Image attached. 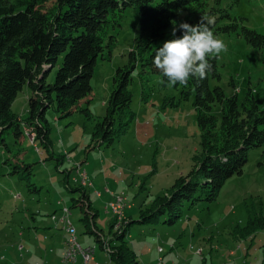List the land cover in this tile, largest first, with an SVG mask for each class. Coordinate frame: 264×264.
<instances>
[{
  "label": "rangeland",
  "instance_id": "rangeland-1",
  "mask_svg": "<svg viewBox=\"0 0 264 264\" xmlns=\"http://www.w3.org/2000/svg\"><path fill=\"white\" fill-rule=\"evenodd\" d=\"M231 15L244 18L247 27L264 35V0H241ZM122 25L111 59L98 60L90 102L81 104L90 109L92 118L82 110L62 118L55 108L48 109L47 143L34 140L23 123L20 140L14 128L6 130L0 146V264H44L58 255L66 233L53 216L59 219L66 206L79 242L96 247V261L91 264H113L109 246L102 247L91 231L96 230L106 244L113 242L114 231L122 228H112L113 216L106 207L122 193L129 197L131 207L125 214L133 222L123 240L137 253L140 264H161V259L163 264H264V228L244 234L250 221L264 219V146L250 150L243 174L229 179L217 200L199 201L192 208L187 204L175 225L134 222L141 209L194 169L202 137L194 100L178 107L165 105L167 97L179 100L180 91L163 87L160 77L152 76L154 92L145 103L137 71L131 86L136 117L130 131L112 146L94 138L96 125L106 115L117 69L127 64L140 36L139 10L128 9ZM217 36L226 48L218 55L222 78L211 85H220L227 96L237 93L241 100L252 88L264 105V52L237 34ZM57 71L58 67L51 72L49 82L55 81ZM31 96L26 85L13 104L21 120L29 116ZM214 113L221 116L219 106ZM17 162L32 165L29 180L12 173ZM79 168L92 187L77 182L82 180ZM88 203L97 213L90 226L82 221Z\"/></svg>",
  "mask_w": 264,
  "mask_h": 264
},
{
  "label": "trees",
  "instance_id": "trees-1",
  "mask_svg": "<svg viewBox=\"0 0 264 264\" xmlns=\"http://www.w3.org/2000/svg\"><path fill=\"white\" fill-rule=\"evenodd\" d=\"M240 1L0 0V146L9 128H14L18 140L23 137L22 123L34 140L42 139L47 143L46 114L50 108H55L62 118L75 110H82L92 118L90 109L82 108L81 104L90 102L98 60L111 59L127 10L138 9L140 36L128 53L127 64L117 69L106 115L94 132L96 140L112 146L130 131L136 117L131 90L136 72L141 77L145 103L154 92L152 76L160 77L164 81L161 85L168 87L153 59L156 49L174 38L172 21L195 25L201 17L214 16V35L237 34L264 52V35L247 27L244 18L231 15L232 8ZM180 35L177 31L176 36ZM206 58L212 64V71L203 79L190 77L187 86H173L180 91V98L174 101L175 97H167L165 103L178 107L184 101L194 100L202 151L194 158V169L180 176L149 207L141 209L136 223L175 225L187 204L192 208L199 201L217 200L227 181L243 174L250 150L264 146V105L252 88L241 100L237 93L227 96L220 85L212 86V81L222 78L219 56L210 54ZM57 67L55 81L51 83L49 77ZM26 85L32 96L29 116L21 120L13 111V104ZM216 106L220 107V117L214 113ZM15 166L12 173L18 174L20 180L32 177V165L17 162ZM86 205L88 211L82 221L90 226L95 224L97 213L91 212V203ZM128 220L121 230L114 231L113 242L108 244L96 230H90L97 234L102 247L109 246L108 255L113 264H140L137 253L123 240L133 223ZM249 224L252 227L244 234L254 232L258 226L264 228V219Z\"/></svg>",
  "mask_w": 264,
  "mask_h": 264
},
{
  "label": "clouds",
  "instance_id": "clouds-1",
  "mask_svg": "<svg viewBox=\"0 0 264 264\" xmlns=\"http://www.w3.org/2000/svg\"><path fill=\"white\" fill-rule=\"evenodd\" d=\"M173 39L165 41L156 49L153 64L166 78L167 86H187L190 77L203 79L212 71V64L206 58L219 55L225 50V43L212 31L215 17H201L195 24L172 21ZM177 31L181 33L176 36ZM164 83V81H161Z\"/></svg>",
  "mask_w": 264,
  "mask_h": 264
},
{
  "label": "built area",
  "instance_id": "built-area-1",
  "mask_svg": "<svg viewBox=\"0 0 264 264\" xmlns=\"http://www.w3.org/2000/svg\"><path fill=\"white\" fill-rule=\"evenodd\" d=\"M78 172L80 174V177H87V173L81 171V169H78ZM88 178V177H87ZM89 179V178H88ZM90 187L93 186V183L90 182ZM130 200L129 197L126 194H119L118 200H112L111 203L106 207V209L111 213L113 216V221L115 226H122L123 222L127 220H122V212H124V206L125 204H129ZM71 214V209L69 207L63 208V219L60 220V225L62 226V229L66 233L65 241H73L74 242V250H65L62 254V264H65V262L68 259H75V264H77V251L78 248H85V253L87 255V263L90 264V258L92 256H96V247L92 246H83L79 240L77 235L76 227L73 223H69V215ZM161 264H163V260L161 259Z\"/></svg>",
  "mask_w": 264,
  "mask_h": 264
},
{
  "label": "bare ground",
  "instance_id": "bare-ground-1",
  "mask_svg": "<svg viewBox=\"0 0 264 264\" xmlns=\"http://www.w3.org/2000/svg\"><path fill=\"white\" fill-rule=\"evenodd\" d=\"M87 177H88V175H87ZM87 177H82V180L81 181H79L77 179L76 180H77V182H80V184L82 186L88 187V186H90V184H89V181H88L89 179ZM122 194H124V193H122ZM99 195H101V193H99ZM116 200H118V196H116ZM128 207H131V204L130 203L129 204H125V206H124V212H122V220H125L126 219L125 209L128 208ZM53 219L54 220H57V222H58L57 216L54 215L53 216ZM62 219H63V217H62ZM69 223H72L70 221V219H69ZM123 225H124V222H123ZM115 227L117 229H121L122 228V226H115ZM64 247H65V250H74V242L73 241H65ZM159 251H162V249H160ZM79 257H81V259H82L81 264H86L87 263V255L85 253V248H78V251H77V264H78V258ZM94 259H95V256H92L90 258V264H91V262ZM65 264H75V259H68L65 262Z\"/></svg>",
  "mask_w": 264,
  "mask_h": 264
},
{
  "label": "crops",
  "instance_id": "crops-1",
  "mask_svg": "<svg viewBox=\"0 0 264 264\" xmlns=\"http://www.w3.org/2000/svg\"><path fill=\"white\" fill-rule=\"evenodd\" d=\"M133 209V206H132V208H131V210ZM111 214V213H110ZM57 216V215H56ZM62 217H63V215L58 219V222H57V227H59L60 226V220L62 219ZM128 217V216H127ZM60 228V227H59ZM65 232V231H64ZM65 238H66V235H64V238H63V242H62V248H61V251H60V253L58 254V255H54L53 257H51L52 259H51V261H49V262H46L45 261V263L44 264H56V261H57V256H59V262H58V264H62V254H63V251H64V243H65ZM55 251V250H54ZM54 251L52 252V253H54ZM94 261H96V259H94L93 260V262ZM81 262H82V259H81V257H79L78 258V264H81Z\"/></svg>",
  "mask_w": 264,
  "mask_h": 264
}]
</instances>
